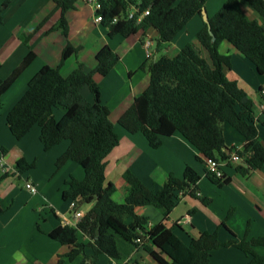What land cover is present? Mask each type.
<instances>
[{"label": "trees", "instance_id": "1", "mask_svg": "<svg viewBox=\"0 0 264 264\" xmlns=\"http://www.w3.org/2000/svg\"><path fill=\"white\" fill-rule=\"evenodd\" d=\"M0 1V23H3V15L11 0ZM77 1L53 0L54 9L30 34L23 35V42L31 47L30 42L56 12L59 18L46 33L60 31L68 37L66 14L75 9ZM207 1L100 0L98 13L111 38L117 35L130 37L140 31L155 29L159 43H171L194 16H202ZM244 1L259 14L260 21L251 20L244 14L239 0H226L209 18L216 40L212 41L206 23L197 34L208 58L188 44L173 57L161 56L154 60L149 66V86L122 115L119 125L131 134H143L153 149L160 148L164 138L179 133L199 150L206 161H224L229 152L236 150L226 146L224 125L229 124L245 139L243 148L239 150V155L245 158V165L237 166V170L247 174L251 170L264 169V145L254 120L255 103L236 80L227 77L226 70L232 67L231 57L219 51L220 44L228 41L264 76V0ZM133 5L141 12L149 10V15L141 22H137L138 15L130 19L128 14ZM81 49V46L68 43L58 66H43L7 116L9 129L18 140L39 125L45 151L65 140L78 145L69 159L78 163L86 176L82 181L70 178L63 198L76 201L77 209L84 204H92V207L76 226L62 225L49 237L72 246L68 258L73 261L82 256V264H99L102 255L113 264H144L131 260V255L140 248L154 264H211V252L229 246L250 256L248 264H264V256L254 249L256 246L264 247V236L242 241L232 236L223 243L217 233L205 232L186 245L164 224L148 229V220L136 211L139 207L161 209L167 219L182 197L189 195L201 199L205 205L209 204V199L200 194L198 183L201 177L190 166L181 178L170 174L159 190L148 188L132 172L126 171L123 177L129 188L125 201L120 204L113 199L116 186L106 182V158L119 145V136L110 120V109L101 101V89L94 76H107L120 58L110 46H105L96 56L94 69H86L78 63L77 68L64 77L61 68ZM35 58V53L30 51L6 79H0V108L4 94ZM84 87L90 89L92 100L82 94ZM58 107L66 110L60 120H56L54 115ZM5 153V149H0V159ZM65 162V159H59L57 168ZM35 166V163L21 159L16 163V172L21 175ZM207 175L219 186L229 181L228 178L217 179L211 173ZM3 212L0 203V214ZM127 219L132 222L127 224ZM79 232L88 239L87 243L80 242ZM87 247L92 249L91 255L86 253Z\"/></svg>", "mask_w": 264, "mask_h": 264}, {"label": "crops", "instance_id": "2", "mask_svg": "<svg viewBox=\"0 0 264 264\" xmlns=\"http://www.w3.org/2000/svg\"><path fill=\"white\" fill-rule=\"evenodd\" d=\"M225 2L208 0L205 8L209 18ZM239 4L249 19L260 21L259 14L246 1L239 0ZM54 6L53 0H11L3 15V23H0L1 80L6 79L30 51L36 55L30 66L4 94L0 108V149L6 150L0 178L9 173L6 178L0 179V203L4 209L0 214V264H82V256L73 261L68 258L72 246L63 245L49 237L58 227L68 225V221L71 226L79 222L92 207V204L88 208L80 207L83 217L77 220L73 218V200L63 198L70 178L82 181L86 176L85 170L69 159L78 145L65 140L45 151L40 140L39 125H35L25 137L18 140L7 123L9 112L26 93L30 80L43 66H58L68 43L81 46L82 49L61 68L64 77L69 76L78 63H82L86 69H94L97 65L96 56L105 46H110L120 58L107 76H94L101 89V101L110 109V120L119 136V145L106 158V182L116 186L112 197L117 203H124L128 193L129 185L123 177L126 171L132 172L148 188L159 190L170 174L181 178L187 166H190L200 175V194L209 199V204L205 205L201 199L189 195L182 197L167 219L161 209L139 207L136 211L148 220V229L164 224L186 245L205 232L217 233L223 243L232 239V236L237 241L264 236V169L242 174L235 165L225 167L224 173L229 181L219 186L208 177L204 156L181 134L175 133L164 138L162 146L153 149L143 134H131L119 125L122 115L149 86V66L154 60L161 56L173 57L188 44L208 58L197 39L198 32L204 27L203 17L194 16L171 43H159L155 29L140 31L130 37L117 35L111 38L108 29L96 22L92 6L86 0H78L75 9L66 14L68 37H64L60 31L46 33L59 18L56 12L30 42L31 47H28L23 42V35L30 34ZM147 40L153 43L149 58L144 47ZM219 51L231 57L232 67L226 70L227 77L238 82L257 108L261 100L260 90L264 88V76L228 41L220 44ZM82 94L92 100L88 87L82 89ZM58 108L54 110L56 120L66 113L62 107ZM257 128L259 139L264 145V119L257 123ZM224 135L227 148H243L244 137L229 124L224 125ZM21 159L36 166L20 175L16 172V163ZM59 159L66 160L61 168H57ZM26 182L36 185L39 193L33 195L28 191ZM131 222V219L126 220L127 224ZM78 237L80 242H88L80 232ZM254 249L264 256L263 246ZM86 253L91 255L93 251L87 247ZM101 259L106 261L102 255L99 264ZM135 259L144 264L152 263L142 248L131 255V260ZM250 259V256L234 246L211 252V264H248ZM109 263H113L112 260Z\"/></svg>", "mask_w": 264, "mask_h": 264}, {"label": "built area", "instance_id": "3", "mask_svg": "<svg viewBox=\"0 0 264 264\" xmlns=\"http://www.w3.org/2000/svg\"><path fill=\"white\" fill-rule=\"evenodd\" d=\"M86 2L92 6L94 13H95L96 22L101 23L102 16H101V14L98 13L99 10H101L100 0H86ZM135 15H138L137 22H141L144 17L149 15V10L141 12L137 6L133 5V6H131V10L128 14V17L131 19V18L135 17ZM116 20L117 19H115L114 21H116ZM152 46H153V43L150 40H147L144 43V47H145L147 57H150V49ZM260 98H261V100L257 104V110L258 111H257V113L254 112V120H255L256 124L260 120L264 119V88H261V90H260ZM239 150H241V149H239ZM239 150L236 149L235 151L229 152L228 158L225 159L224 161L207 160L208 173L213 174L214 177L217 179L226 180L227 177L224 173L225 167H228L231 165H235V166L245 165V158L239 155ZM3 157L4 156H2L0 159V167L2 166V163H3ZM25 187L33 195L39 193L38 187L36 185L32 184L31 182H26ZM71 206L73 209V218L80 220L83 217V213L79 209H77L76 201L73 200ZM78 223H79L78 221L74 222L73 226H76ZM69 224H71L70 221H68V225Z\"/></svg>", "mask_w": 264, "mask_h": 264}, {"label": "water", "instance_id": "4", "mask_svg": "<svg viewBox=\"0 0 264 264\" xmlns=\"http://www.w3.org/2000/svg\"><path fill=\"white\" fill-rule=\"evenodd\" d=\"M202 17H203L204 23H206L208 25L209 33L212 36V41H215L216 37L214 36V34H213L212 30H211L209 15H208V12H207L206 8H203V10H202Z\"/></svg>", "mask_w": 264, "mask_h": 264}, {"label": "rangeland", "instance_id": "5", "mask_svg": "<svg viewBox=\"0 0 264 264\" xmlns=\"http://www.w3.org/2000/svg\"><path fill=\"white\" fill-rule=\"evenodd\" d=\"M137 1H140V0H137ZM148 58H149V57H148ZM58 109L61 110V108H58ZM254 111L257 113L258 110H257L256 107L254 108ZM88 207H89L88 204H84V205L81 206L82 209H84V208H88ZM103 257L106 258V261H104V260L101 259V263H100V264H108V262L110 261V259L107 258L106 256H103ZM140 262H141V261H140ZM109 264H113V263H109ZM146 264H149V263H146ZM151 264H154V263H151Z\"/></svg>", "mask_w": 264, "mask_h": 264}]
</instances>
